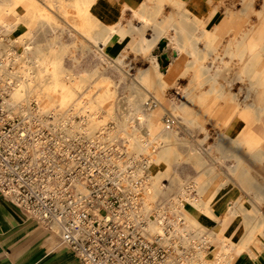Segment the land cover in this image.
<instances>
[{
  "label": "bare ground",
  "instance_id": "bare-ground-1",
  "mask_svg": "<svg viewBox=\"0 0 264 264\" xmlns=\"http://www.w3.org/2000/svg\"><path fill=\"white\" fill-rule=\"evenodd\" d=\"M23 1L28 11L32 9L35 19L29 22L23 38L27 41V35L39 27L49 33L48 49L44 48L46 43L35 46L25 43L24 46L16 31V22L8 23L0 16V74L6 75L12 67L9 77L15 79L11 101L34 100L43 114H53L54 120L62 126L67 127L69 123L73 134H84L104 143L108 137L109 141L118 139L122 144L119 150L123 153L145 155L151 173L143 194L145 206L155 203V216L167 214L170 233L181 245L196 247L193 255L203 264H229L228 255L219 252L217 241L221 250H229L234 257L244 251L245 264H257L256 258L264 249V213L259 207L264 203V193L258 192L256 182L259 177L264 180V171L259 165L264 163V104L259 103L256 95L264 91V0L260 3L258 0H216L211 8L206 0L193 9L194 21L184 15L176 16L178 25L185 27V43L179 45L165 31L156 36L157 41L166 40L164 50L172 56L168 71H160L156 56L143 42L136 51L145 56L149 65L136 72L134 78L138 81L129 82L124 81L125 68L129 65L125 62L126 53L114 48L122 32L118 19L123 8L118 9L114 21L100 25L95 11L104 7L106 0H10L7 6H18ZM69 1L73 10L67 8ZM220 5L224 10L221 14L226 17L223 21H217L221 17ZM7 11L16 15L13 9ZM132 12L137 16L133 7ZM136 18L137 25L133 26L130 21L128 27L138 34L144 33L147 22L143 17ZM212 23L214 28L225 27L217 33L208 27ZM172 25L170 28L175 29ZM64 37L76 40L78 45L65 44ZM223 37L226 39L222 47L216 49ZM15 45H22V48L17 50ZM107 46H110L108 51ZM72 48L82 54L91 52L97 61L104 63L97 62L92 70L97 77L95 81H89L85 71L74 80L71 71L63 68L61 63L65 55L79 62L72 55ZM135 48L130 45L132 51ZM36 50L41 51L43 57L39 61L40 77L50 75L45 87L50 93L47 97L35 70L38 60L28 56ZM107 66L114 68L127 83L129 89L124 96H119L115 90L117 83L115 88L109 87L112 82L103 72ZM184 77L188 80L178 92V101L167 99L166 88L177 85V80ZM147 83L154 86L153 90H149ZM248 90L255 92V103L250 108L242 105ZM110 120L114 121V127L107 126ZM233 120L241 126L231 134ZM243 121L262 128L259 132L261 142L253 140L254 134ZM215 126H222L223 130L219 131L216 142H209L211 128ZM215 150L219 151L217 157L213 156ZM229 154H236V166L231 164ZM182 163L200 167L202 174L182 181L176 176ZM172 164L177 165L176 169ZM155 179L167 182L155 184ZM174 186L177 191L169 193L167 189ZM233 187L242 189L245 195L239 192L232 195ZM224 198L227 200L223 201ZM219 202L223 203L222 208L217 206ZM221 212L223 215L219 216ZM236 217L248 220L250 228L256 226L255 220L262 219V224L258 225L262 238H256L253 232L244 247L238 237H228L224 227ZM210 221L220 223L217 241L207 233L211 229ZM152 229L158 231L159 227L153 224ZM49 231L58 237L55 225H51ZM54 245L61 244L56 241Z\"/></svg>",
  "mask_w": 264,
  "mask_h": 264
},
{
  "label": "built area",
  "instance_id": "built-area-1",
  "mask_svg": "<svg viewBox=\"0 0 264 264\" xmlns=\"http://www.w3.org/2000/svg\"><path fill=\"white\" fill-rule=\"evenodd\" d=\"M11 69L0 74L1 196L48 232L55 225L78 264H203L170 233L167 214L145 206V157L75 154L85 137L34 100L11 101Z\"/></svg>",
  "mask_w": 264,
  "mask_h": 264
},
{
  "label": "rangeland",
  "instance_id": "rangeland-1",
  "mask_svg": "<svg viewBox=\"0 0 264 264\" xmlns=\"http://www.w3.org/2000/svg\"><path fill=\"white\" fill-rule=\"evenodd\" d=\"M259 1L261 2L262 0H258V3H260ZM9 2H10V0H0V8H1L0 9V16H2L4 21H6L8 23L9 22H12V23L16 22V26L18 25L16 31H17L18 34H20V40H22L24 46H25V43H27L26 45H29V46H33V45L35 46L37 44H45L46 43L44 48L48 49L47 38H48V34L49 33H46V31L45 32L42 31L39 27H38V29H34L35 31L32 30L27 35V37H26L27 41H25V39L23 38V33L25 32V30L28 31L27 26H28L29 22H31V19L33 20V22H35V19L32 16V9H31V11L30 10L28 11L26 9V7L28 8V5L24 1L21 2L18 6H17V4H15L13 6L12 5L11 6H7V4ZM107 4H108V2H106L104 7H102V8L100 7V9H96V11H95L96 15H98V23L100 25H107L108 24V23L105 22V18L110 15L109 13H112V21H114V19L116 18V14L118 12V9H120V8H118V9L109 8L111 6L109 4L108 5ZM258 5L259 4H257L256 7H258ZM24 6H25V9H24ZM67 8H68V10H73L74 9V6H72L70 1L67 2ZM9 9L10 10L13 9L16 12V15L8 14L7 10H9ZM193 9H195V6H193L190 3H186V5H185V12L186 13L184 14V16L186 18H188L189 21H194L195 20V14L193 13ZM218 11H219V16L221 15V17H219L217 19V21H219V20L223 21L224 19H226L225 15L222 16V14H221V11H224L222 5L219 6ZM101 12H102V14H101ZM160 12H161V7L157 6V5L156 6H154V5L150 6L149 8L144 10L143 12H138L137 11V13H138L137 16L143 17L145 19V21L147 22V24H148V28H150L152 30V32H153V33L151 32L152 34L148 38L146 36V32L138 34L135 31V29H132L131 27H128V24H129L130 20L127 21L126 25H123V24L120 25V31H122V32L119 33V38H117L115 40V43L117 41L123 43V47L119 49V52L120 53H124L125 52L126 53V57H127L125 62L126 63L129 62L128 63L129 64L128 65L129 68H128V66H126V68H125L127 72L125 73V76H124L125 80L124 81H126V82H129V81H132V80L133 81H138L139 79L134 78V75H136V72L141 70V69H143V68L148 67V65H149V61L147 59H145V56H143V54H141L140 51L139 52L136 51L139 48L138 46H140V44H142L143 42H145V43H147V45H149V47L151 49L150 53L155 52L154 55L156 56L157 63H158V66L160 68V71H163L164 73H166L168 71V69H169L170 59L172 58V56L169 57L166 54V51L164 50L165 46H167V42L164 41V39L160 40L161 42L156 40V36L158 35V33H161L162 31H165L167 33V35L174 37L179 45H183L185 43V36H184L185 27L183 25H180V24L178 25L179 22L177 20L175 21L176 15H169V16H167V18L158 20L157 17L160 14ZM134 14L135 13H133L132 16H133V18L136 19V22H132L131 21L130 23H132V24L134 23L133 26H136L138 19L136 18L137 17L136 14L135 15ZM121 19H122V16H120L119 19H118L119 23H121ZM250 19L252 21L254 19V17L252 16ZM171 25L173 27H175V29H171L170 28ZM211 25H212L211 29L213 28V30H215V32H217V33L220 32L225 27L223 25H219L216 28H214L215 27L214 23H212ZM179 27L180 28L182 27L183 29L182 28L180 29ZM169 29L172 30L171 33L168 31ZM178 33H179V35H178ZM133 34H135V36H133ZM225 39H226L225 37L221 38V42L219 43V45L217 46L216 49H219V47H222V43L224 42ZM63 40H64L63 42H65V44L71 45V43L74 42L76 45H78L77 44L78 42L76 40L71 41V38H69V37H64ZM205 43H207V42H205ZM130 45L133 48H135V47L136 48L132 51L130 49ZM14 47L17 50H19V49L22 48V45H15ZM58 47H59L58 45L55 47L57 51L59 50ZM71 50H74L72 52V55L77 60H79V62L75 63V62L72 61V59L69 56L65 55V56L62 57V63H61L63 68L71 71L72 79H74V80L78 79V76L83 71H85V73H87V75H88L87 79L89 81H95L97 79V77L95 75H93L92 70L95 68V65H97L98 63L101 64V65H104V63L103 62L100 63L101 61L100 62L97 61V59L95 58L94 54L91 53V52L90 53H86V54H82L77 49H73L72 48ZM106 50L108 51V48H106ZM129 52H131L132 54H130ZM68 55H69V53H68ZM28 56H29L30 59H32V57H34V58L36 57L35 59L38 60V65L36 66L35 70L38 73V82L41 83L44 86L43 87L44 92H45L44 95H46V97H47V95L49 96L50 93H48V90L45 87L47 86V84H49L50 75L46 74L44 76V78L42 79L40 77L39 72H38L40 70V67H41V65L39 64V61L43 59V57L41 58L42 53H41V51L39 52V51L36 50L34 54H31V55L28 54ZM106 69H108V70L106 71ZM106 69L103 72H104V74L107 77L109 76L108 78L112 82L109 87L112 89V88H115L117 86L115 88V90L117 91L119 96H124L125 93L129 89V88L127 89L128 86L125 85L127 83H125L123 80H121L122 77H120L119 74H116V71L114 70V68H111V66H107ZM117 75L119 76V78L117 77ZM126 75H128V76H126ZM130 75H131V78H128ZM126 78H127V80H126ZM187 80L188 79L185 78V77L184 78H180V79L177 80V82H178L177 85H173V86L171 85L172 87L171 86L167 87L165 92H164L165 93V97L166 98L168 97L167 99H171L172 98L171 100L174 99L175 102H177L178 101V98H177L178 97V92L180 91V89H182L186 85ZM114 84H116V86ZM147 87L149 88V90H153L154 86L152 84H148L147 83ZM198 91H197V93H200V90H198ZM175 93H177V94H175ZM254 94H255V92H253V90H248L247 97H246L245 100H247V101L251 100L252 101V98H253ZM47 100L49 101V99H47ZM113 112L116 113L115 111H113ZM76 120H78V118H76ZM95 120H98V119H95ZM107 122H108V124L107 123H105V124H107L108 127H114L115 126L114 121L110 120V121H107ZM234 122L231 123L232 124L231 125L232 126L231 127L232 131H230L231 134H234L235 132H237L240 129V126H241L240 122H238V121H234ZM66 126H67L66 127L67 131L69 133H71L70 124L68 123ZM211 129H212V132H211V135L209 136L208 141L209 142H216L218 133H219V131L223 130V127L222 126H215L214 128L212 127ZM73 135L82 136V137H85L87 139L86 143L84 144V146H82V150H79L78 147H75V154H80V153L81 154H125L121 150H119V148L122 147L121 140L117 139L116 141H109V137H108L106 141L104 140L105 141V143H104L103 141H100V140L95 139V138H87L84 134L76 133V134H73ZM218 155H219V151L215 150L213 152V156L217 157ZM140 156L141 157L142 156L145 157V155H142V154ZM229 156L231 157V164L233 163V165L236 166V164L238 163L236 154H229ZM259 165H260L261 170L264 171V163H261ZM192 166L193 165H191L190 163H182V165H180V167L178 169V172H176V176L178 175L181 178V180L184 181V180H187V179L188 180H192V178L195 177V175L202 174V171H201L200 167L193 168ZM172 167L176 169L177 165L172 164ZM217 167H218V170L220 171L219 166H217ZM199 169H200V171H199ZM196 181H198V178H196ZM166 182H167V180H162L161 181V180H156L155 179V184H161V183L165 184ZM256 182H257V187L259 188L258 192L264 193V180H262V177H259V179H257ZM177 189L178 188H176V186H174L173 188L171 187V188H168L167 190L170 191L169 193H175L177 191ZM233 189H234V191L231 193L232 195H235V192H236V194L238 192L241 193L240 190H238V191L235 190L236 187H233ZM259 207H260L261 212L264 213V203H261V206H259ZM222 214H223V212L220 213L219 216H222Z\"/></svg>",
  "mask_w": 264,
  "mask_h": 264
},
{
  "label": "crops",
  "instance_id": "crops-1",
  "mask_svg": "<svg viewBox=\"0 0 264 264\" xmlns=\"http://www.w3.org/2000/svg\"><path fill=\"white\" fill-rule=\"evenodd\" d=\"M106 2L111 6L109 8H123L121 12V24L126 25L129 20L136 22V19L132 16V7L138 12H143L150 6H160L161 12L157 19L161 20L167 18L169 15H184L186 13V3L196 6V4L198 5L199 3L202 5L206 0H106ZM215 2L216 0H210L208 2V8H211L210 6H213ZM109 14L110 15L107 16L108 18H105L106 23L112 22V13ZM211 26V24L208 25L209 28H211ZM145 32L147 37H150L152 34L150 28ZM169 32H172V30H169ZM133 36H135V34H133ZM109 47L110 46H107L108 49ZM122 47L123 43L118 41L114 45V48L118 50ZM129 53L132 54L131 52ZM152 54H155V52ZM256 95L259 103L264 104V91L256 93ZM254 103L255 100L252 98V101L244 100L242 105H246V107L250 108ZM243 125L254 134L253 140L256 141V143L262 141L261 134L259 133L262 131V128H256L252 123L248 124L245 121H243ZM235 190L238 191L237 188ZM239 190L241 191L240 194L244 196V191L242 189ZM225 200L227 199L224 198L223 201ZM222 202L217 204L219 208L223 207ZM248 222L249 221L244 218L240 219L237 217L229 220L224 227V233L228 237H238L245 247L247 240L253 232L256 238H262L258 228V225L262 224V219L255 220L254 224L256 226L251 228L250 222ZM208 226L211 229L207 233L217 241L216 232L221 227L220 223L218 221H210ZM56 241H58V238L55 235L45 230L41 224L35 222V220L16 208L0 194V264H78L73 253L69 249L63 245H54ZM217 246L219 247V252L221 251L228 255L229 264H245L244 257L246 253L244 251L240 255L234 257L229 250H221L222 248L219 246L218 241ZM257 262L259 264H264V249L259 252L256 258V263Z\"/></svg>",
  "mask_w": 264,
  "mask_h": 264
}]
</instances>
